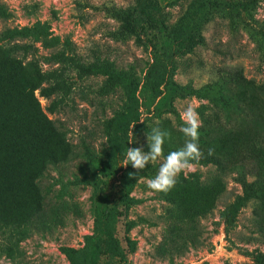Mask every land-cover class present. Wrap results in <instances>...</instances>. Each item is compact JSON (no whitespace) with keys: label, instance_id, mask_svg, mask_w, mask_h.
I'll return each mask as SVG.
<instances>
[{"label":"rangeland","instance_id":"1","mask_svg":"<svg viewBox=\"0 0 264 264\" xmlns=\"http://www.w3.org/2000/svg\"><path fill=\"white\" fill-rule=\"evenodd\" d=\"M141 2L0 0V45L32 46L30 53H21L19 58L27 62L35 59L45 71L59 68L47 58L64 50L65 43L71 44L72 55L81 63L109 61L119 71L133 70L138 81L129 108L139 122L133 124L129 148L148 151L147 133L159 127L171 133L164 144L166 156L185 142L179 129L183 126L181 112L189 103L199 113L200 129L205 118L213 116L212 103L200 93L203 87L236 73L256 86L264 84V52L246 32L232 31L219 16L204 27L202 44L191 52H183L172 31L179 26L192 0ZM149 6L147 11L155 14L159 26L165 27L161 33L148 26L145 9ZM113 9L131 11L127 13L138 16L142 28L124 37L122 23L113 17ZM253 13L255 20L264 24V0H254ZM14 29L37 30L28 39H4L2 34ZM43 29L50 35H36ZM52 38L59 40L54 47L42 41ZM68 75L76 83L67 97L57 94L46 98L40 91L35 96L44 115L63 134L76 155L45 173L40 181L46 197L44 223L21 243L19 257H2L0 264H71L66 249H83L86 239L94 234V196L101 189L99 182L114 168H122L119 175L124 171L128 175L135 173L129 178L133 185L131 197L136 200L119 227L124 235L125 222L131 226L127 235L135 243V249L126 263L114 261V264H256V255L264 254V201L247 200L237 222L226 228L221 214L237 195L243 194L236 183L237 174L226 177L227 192L215 201L214 181L223 175L201 159L193 162L192 170L177 177L170 191L150 190L147 181L155 177L163 157L143 170L137 171L131 164L123 167V161L114 156L106 133L107 122L125 106L122 90L104 95L101 92L104 77L78 80L76 71H68ZM176 88L187 91L180 97ZM256 113L257 118L241 133V139L264 136V108ZM88 152L97 161L91 162ZM118 185L117 199L122 196ZM200 188H204L203 193ZM175 194L181 198L179 203L171 200ZM185 214L190 219H178Z\"/></svg>","mask_w":264,"mask_h":264},{"label":"trees","instance_id":"2","mask_svg":"<svg viewBox=\"0 0 264 264\" xmlns=\"http://www.w3.org/2000/svg\"><path fill=\"white\" fill-rule=\"evenodd\" d=\"M148 8L150 6L145 11ZM127 12L131 11L112 10L113 17L122 23L124 37L138 33L142 28L138 16ZM253 12L254 0H192L179 26L172 32L175 31L179 49L191 52L202 44L204 27L219 16L228 22L232 31L241 29L246 32L264 52V24L255 20ZM147 17L149 27L160 33L164 31L165 27L158 25L155 14L148 12ZM35 30H8L2 36L7 40L28 39ZM36 33L50 35L44 29ZM42 41L50 47L59 43L56 38ZM63 47L64 50L47 58L59 68L45 71L35 59L27 62L19 58L21 53H30L32 46L0 45V259L19 257L21 243L44 223L46 197L40 181L45 173L51 167L71 161L76 155L63 134L42 112L35 96L37 91L46 98L57 94L67 97L76 83L68 71H76L78 80L104 77L105 85L101 91L104 95L121 89L125 95V106L123 110L116 111L106 124L107 136L114 147L113 154L119 161L125 159L132 125L139 122L129 108L135 98L138 81L133 70L119 71L109 61L84 64L72 55L71 44L65 43ZM186 91L185 88H176L180 97ZM200 93L210 100L214 109L213 116L206 117L199 129L198 143L203 153L200 161L215 166L223 175L214 181V200L219 201L227 192L226 177L232 173L237 174L236 183L243 191L221 214L229 229L237 222L247 200L256 198L264 201V136L248 141L240 136L257 118L259 108H264V84L256 86L236 73L203 87ZM56 106L57 103L54 108ZM209 149L213 150L212 155H209ZM87 155L91 162L97 161L92 153ZM121 171L122 168H114L105 180L99 182L101 189L94 196L95 232L86 239L83 249H66L71 264L126 263L133 253L135 243L127 235L131 226L125 222L124 235L119 227L136 200L131 197V178L126 171L119 175ZM184 182L186 189L187 182ZM116 183L122 193L118 199ZM199 190L203 193L204 188ZM171 200L179 203L181 198L175 194ZM178 219L188 220L190 216L185 214ZM255 263L264 264V254L256 255Z\"/></svg>","mask_w":264,"mask_h":264},{"label":"clouds","instance_id":"3","mask_svg":"<svg viewBox=\"0 0 264 264\" xmlns=\"http://www.w3.org/2000/svg\"><path fill=\"white\" fill-rule=\"evenodd\" d=\"M181 120L183 121V126L180 127L179 131L186 138L181 148L170 151L164 156L165 140L166 138L170 139L171 133L156 127L151 130L150 134L147 133L148 151H144L141 147H128L127 149L126 158L121 166L127 167L131 164L132 168L137 171L145 169L149 163L156 162L163 157L157 174L154 178L147 181V187L152 191L165 193L170 191L175 187L177 177L182 172L192 170L193 162L198 161L203 156L198 143L202 121L196 107L189 103L181 112ZM212 154L213 150L209 149V155ZM133 175L135 173H129L130 177Z\"/></svg>","mask_w":264,"mask_h":264}]
</instances>
